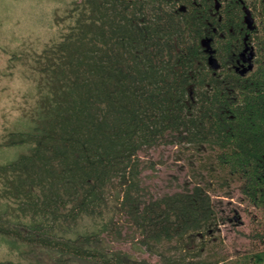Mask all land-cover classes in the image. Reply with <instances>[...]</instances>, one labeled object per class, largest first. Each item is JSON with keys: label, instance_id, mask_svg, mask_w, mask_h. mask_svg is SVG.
Instances as JSON below:
<instances>
[{"label": "trees", "instance_id": "1", "mask_svg": "<svg viewBox=\"0 0 264 264\" xmlns=\"http://www.w3.org/2000/svg\"><path fill=\"white\" fill-rule=\"evenodd\" d=\"M67 9L0 135V264H264V0ZM158 143L188 153L190 188L145 189L138 152ZM231 212L247 240L229 250Z\"/></svg>", "mask_w": 264, "mask_h": 264}, {"label": "rangeland", "instance_id": "2", "mask_svg": "<svg viewBox=\"0 0 264 264\" xmlns=\"http://www.w3.org/2000/svg\"><path fill=\"white\" fill-rule=\"evenodd\" d=\"M70 3L71 0H0V135L34 98L39 82L34 56L57 40L65 25L72 22L67 16ZM184 152L173 143H158L139 150L141 179L153 196L188 189L196 182L188 171V153ZM223 198L241 213L235 197ZM230 216L232 212L229 216L224 214L225 221L218 228L226 248L232 250L247 240L241 234L247 232V217L242 214V221L237 222L239 219ZM3 252L8 249L0 242V256Z\"/></svg>", "mask_w": 264, "mask_h": 264}, {"label": "water", "instance_id": "3", "mask_svg": "<svg viewBox=\"0 0 264 264\" xmlns=\"http://www.w3.org/2000/svg\"><path fill=\"white\" fill-rule=\"evenodd\" d=\"M203 43H204L205 46H207V42H203ZM210 53H211V51H210ZM251 56H252V54H249L247 60H249L251 58ZM207 62L209 64V66L214 68V69H216L218 67V63H217L216 59L212 55H209L207 57Z\"/></svg>", "mask_w": 264, "mask_h": 264}, {"label": "flooded vegetation", "instance_id": "4", "mask_svg": "<svg viewBox=\"0 0 264 264\" xmlns=\"http://www.w3.org/2000/svg\"><path fill=\"white\" fill-rule=\"evenodd\" d=\"M207 49H208V47H207ZM210 51H211V50H210V49H208L209 55H211ZM209 55H208V56H209Z\"/></svg>", "mask_w": 264, "mask_h": 264}]
</instances>
